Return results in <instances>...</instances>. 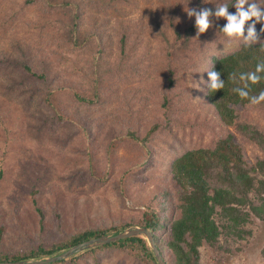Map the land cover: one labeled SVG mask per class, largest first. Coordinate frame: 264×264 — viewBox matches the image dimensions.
<instances>
[{"label": "trees", "instance_id": "1", "mask_svg": "<svg viewBox=\"0 0 264 264\" xmlns=\"http://www.w3.org/2000/svg\"><path fill=\"white\" fill-rule=\"evenodd\" d=\"M114 1L21 0L14 5L16 9L9 11L10 17L0 24V28H3L0 32L2 34L6 30L8 21L17 13L24 15L28 9H31L36 15L47 14L42 18L40 16L27 18L29 20L26 24L21 25L20 30L18 29L20 40L14 44L16 55L10 56L8 52L0 49V76L6 82L0 85V92L5 95L4 98H0L1 147L20 143L23 138L19 130L23 129L24 125H29L27 120L30 117L47 109L52 112L55 122L69 121L73 129H79L75 134L80 138L78 145H81L84 158L88 155L89 160L94 159L92 163L94 166L96 163L94 152L102 144L100 143L97 147L93 144L95 145L94 141H98L107 127L105 122L108 120V115L105 107L115 104L113 109L116 114L123 119L128 117L125 110L129 105V98L125 93L123 94L125 90H118L117 86H114L116 83L107 78L106 74H112L114 69H120V80L127 81L128 76L137 71L135 67L138 64L142 63L145 70L149 62L147 64L148 59L143 57L148 54L152 59L150 50L159 48V43L154 45L151 40L156 27L163 30L164 25H168L173 29L176 37H183L186 44L196 32L194 17L184 20L181 17V11L168 4L164 7L166 23L164 24L159 12H154L150 19L156 17L155 23L146 28L144 25L143 27L137 25L139 24L137 20L135 22L126 20V22L122 16H119L115 26L109 15L87 16L82 19L79 14V4L82 2H92L94 5H100L103 11L110 12L111 7L116 8ZM232 2L234 0H228L226 3L231 5ZM74 4L76 7L72 6ZM207 8H214V5ZM64 9H66V16L62 14ZM228 10L235 12L231 6ZM81 19L83 25L86 26L88 23L85 31L80 30ZM212 19L214 25L205 33L214 39L227 40L220 29L226 21L223 18ZM103 20H107L108 24L104 25ZM84 21L86 24L83 23ZM90 26L91 28H88ZM148 27L149 30H147ZM162 30L161 33L164 34ZM145 31L148 35L146 34V39H143ZM98 34L102 36L99 37ZM103 42L104 45H102ZM97 43L100 45L98 48H96ZM91 45L92 54L98 50L97 52L102 55L100 65L90 60V65L87 63L86 69H78L77 59H72L70 52L78 50L79 53L81 47L90 49ZM113 50H118L117 54L113 60H109ZM78 59L85 63L83 56ZM257 62H264V45H255L250 48L240 45L229 52L212 56L209 70L213 66L215 70L220 71L224 88L216 92H210L206 88L204 97L209 103L208 108L213 109L220 124L227 131L224 135L218 136L212 144L192 147L173 157L166 168L168 176L166 174L155 182V191L151 197L143 199V209L134 220L106 225L99 223L74 229L70 233H64L57 240L49 243L40 241L36 246L21 251L4 252L1 249L0 261L39 258L59 253L74 244L117 232L131 225L152 230L156 245L167 264H202L201 247L217 244L218 248H222V244H219L222 232L230 236L232 242L238 239L248 242L249 239L246 236L252 234V228L244 229V225L254 223V218L264 219V129L254 126L251 122L240 121L242 114L240 111L249 106V102L247 99L239 98L233 92V88L239 85L233 82L232 77L233 75L238 77L241 72L254 70ZM192 63L195 64L194 61ZM168 72L166 90H171L177 87V81L173 78V70L169 68ZM261 75L264 76V73ZM114 78L117 79L116 76ZM261 91H264V79L258 84L250 85V95H258ZM11 95H16L19 99ZM172 97L176 95H170L165 91L158 103V108L165 112L167 118L165 122L157 120L151 122L150 131L144 135L139 136L132 129L126 132L131 141L140 143L139 147L148 153L146 165L149 164V157L153 155L151 134L160 128H167L171 123H177L181 117V108ZM260 105L264 106V103ZM87 110L94 121L99 123L93 128L94 122L88 124L86 116L82 115ZM73 119H77L80 126L74 123ZM46 120L48 119L45 118ZM231 128H234L242 138L255 144L261 151V155L255 156L253 162L247 160L245 150ZM37 130L41 131V129ZM87 134L90 136V142H86ZM158 165L163 167V164ZM4 172L5 169L0 168V178ZM129 176L133 175L129 174ZM133 178L147 179L146 176ZM131 179L129 177L125 183L130 185ZM125 189V193L129 194V186ZM39 192L40 189L34 188L29 191V195L34 197ZM160 194L164 199H159L157 203L155 200ZM173 194H175V207L178 208L179 215L167 224L165 214L168 208L165 204L169 203ZM31 201L36 205V210L42 214L37 206V199L31 198ZM166 226L168 238L166 242H162L158 231ZM2 233L3 229L0 227V244ZM108 250L128 252L140 256L149 264H157L147 240L141 236L92 247L48 264H86L83 260L85 255L91 256L94 264H103V257Z\"/></svg>", "mask_w": 264, "mask_h": 264}, {"label": "rangeland", "instance_id": "2", "mask_svg": "<svg viewBox=\"0 0 264 264\" xmlns=\"http://www.w3.org/2000/svg\"><path fill=\"white\" fill-rule=\"evenodd\" d=\"M20 1L0 0V24L10 17L9 11L16 9L14 5ZM227 1L208 0V3H202L201 0H115L113 4H116V8L111 7L110 12L103 11L100 5H94L92 2H82L83 4H79V14L82 19L87 16L109 15L115 26L119 16H122L124 21L137 20L139 22L137 25L142 27L144 25L146 28L148 25H154L156 17L150 19L154 12H159L164 24L166 23L164 8L166 4L181 11V17L185 20L188 18L186 12L188 8L198 10L200 7H210ZM75 5L72 6L76 7ZM63 11L62 14L66 16V9ZM46 14L36 15L31 9L24 15L17 13L8 21L4 34L0 33V49L8 52L10 56L16 55L14 44L20 40L18 33L21 25H25L26 21L33 17L42 18ZM82 19L79 26L80 30L85 31L88 23L86 26L83 25ZM83 23L86 24V21ZM102 23L108 24L107 20H103ZM256 28L259 30L260 25L257 24ZM2 29L0 28V32ZM161 30L158 27L154 29L155 33L151 40L154 45L159 43V48L150 50L152 59L148 54L143 57L148 59L147 64L149 62L145 70L142 63L138 64L135 67L137 71L131 73L127 81L120 80V69H114L112 73L117 79L111 73L106 74L107 78L116 83L114 86H117L118 90H125L122 91L129 98V105L125 110L128 117L120 118L113 109L115 104L105 107L108 120H102H106L107 127L98 141H94V147L102 144L94 152L96 158L94 166L92 165L94 159L89 160L88 155L84 158L81 145H78L80 138L75 134L79 129H73L69 121L55 122L52 112L47 109L39 112L40 117L39 113L30 117L27 120L29 125L25 122L26 125L19 130L23 138L20 143L2 147L0 143V168L5 169L0 178V227L3 229L0 250L21 251L36 246L40 241L49 243L57 240L64 233H70L74 229L99 223L106 225L134 220L143 209V199L151 197L155 191V182L167 174L166 168L173 157L189 148L212 144L218 136L226 133L227 130L220 124L213 109L208 108L209 103L204 97L206 86L201 84L203 91L194 88L201 76L207 80V72H194L209 70L212 56L231 51L237 47L236 42L229 43L224 38L214 39L206 33L198 36L195 32L186 44L183 37H176L168 25H164L162 30L164 34ZM146 32L143 39H146ZM96 46L98 48L100 45L97 43ZM89 48H78L79 53L78 50L70 52L71 58L77 59L78 69H86L90 60L100 65L102 55L97 49L92 54V45ZM117 51L113 50L109 60L115 58ZM82 56L85 63L78 59ZM106 58L108 59V56ZM121 64L119 62V65ZM169 68L173 70L177 87L166 90V74L169 73ZM5 83L0 76V85ZM165 91L170 95H176L172 99L180 106L181 117L177 123H171L167 128H160L151 134L153 155L149 157V164L146 165L148 153L139 147L140 143L131 141L126 132L132 129L137 135H144L150 131L151 122L166 121L165 112L158 108L161 95ZM4 96L0 92V98ZM11 96L18 98L16 95ZM142 104L144 107H140ZM87 112L88 110L82 115L86 116L88 124L94 122L93 128L99 123H96L93 116ZM240 112L241 122H251L254 126L264 129V106L249 105ZM45 118L48 120L45 121ZM73 122L80 124L77 119H73ZM88 127L91 128L90 125ZM231 130L242 144L249 162H253L255 156L261 155L255 144L242 138L234 128ZM88 141L90 142V136L87 134L86 142ZM158 164H163V167ZM94 173L96 174L93 176ZM134 176H146L147 179L141 180L133 178ZM129 177L134 180L131 179L130 185L125 183ZM127 186L129 194L125 193ZM34 188L40 189V192L33 197L29 195V191ZM161 196L162 194L155 200L157 203L159 199H164ZM173 196L169 203L165 204L168 208L165 214L167 224L179 215V210L175 207V194ZM31 198L37 199V206L42 214L36 210ZM253 222L251 225L249 223L244 225V229L252 228V234L246 236L248 242L239 239L232 242L230 236L222 232L219 237L222 248H218L217 244L201 247L202 264H264V219L254 218ZM166 228L167 226L158 231L162 242H166L168 238ZM167 256L169 257L168 254ZM83 257L86 264H94L91 256ZM102 262L149 264L140 256L119 250H108Z\"/></svg>", "mask_w": 264, "mask_h": 264}, {"label": "clouds", "instance_id": "3", "mask_svg": "<svg viewBox=\"0 0 264 264\" xmlns=\"http://www.w3.org/2000/svg\"><path fill=\"white\" fill-rule=\"evenodd\" d=\"M202 3H208V0H201ZM233 7L235 12H229V7ZM187 16L194 17V25L198 36L205 33L210 27H213L214 20L223 18L226 23L220 27L228 42L235 41L237 47L243 45L244 48H250L255 45H264V0H234L229 3H220L214 8L200 7L188 8ZM260 28L257 30L256 25ZM207 72V80L200 77L194 88L203 91L201 84L205 85L210 92H216L224 88V80L220 78L221 73L213 68L205 69L201 72ZM264 73V62H257L254 70L239 73L238 77L233 75L234 83L239 86L233 88L239 98L247 99L249 105L257 106L264 103V91L258 95H250V85H255L264 79L261 74Z\"/></svg>", "mask_w": 264, "mask_h": 264}, {"label": "water", "instance_id": "4", "mask_svg": "<svg viewBox=\"0 0 264 264\" xmlns=\"http://www.w3.org/2000/svg\"><path fill=\"white\" fill-rule=\"evenodd\" d=\"M133 236H141L147 240L148 245L150 246V249L153 252L157 264H167L164 256L162 255V253L160 252L159 248L156 245L152 230L139 225H131L116 233H109L98 237L90 238L88 240L74 244L59 253H54L39 258H31V259H23V260H15V261H0V264H48L62 259H66L77 252L92 247L101 246L106 243L118 241Z\"/></svg>", "mask_w": 264, "mask_h": 264}]
</instances>
